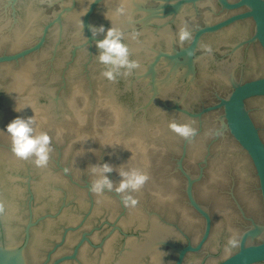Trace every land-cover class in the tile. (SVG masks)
<instances>
[{
  "label": "clouds",
  "instance_id": "9594fccd",
  "mask_svg": "<svg viewBox=\"0 0 264 264\" xmlns=\"http://www.w3.org/2000/svg\"><path fill=\"white\" fill-rule=\"evenodd\" d=\"M95 37V26H90ZM99 32H104V27L101 25L98 29ZM190 38V32L186 29H181L179 33V40L183 42ZM95 46L99 49L98 60L104 65L111 67L105 70L102 75L109 80L114 79V74L119 73L121 68L131 70L136 67L134 62L129 60L128 47L122 42V33L109 29L103 36V39L96 40ZM169 128L176 134L182 137H189L193 133V129L187 124H177L172 122ZM6 132L11 138V151L20 159H28L35 157L34 164L37 167L46 166L49 160L50 137L46 132L38 131L33 127V120L31 118L16 117L6 125ZM100 178L92 185V190L101 193L105 188L111 190L113 185L109 179L108 173L112 172V167L104 163L99 166ZM96 171V167H93ZM121 180L119 186L116 187L117 193H125L128 190L137 191L147 180V175L138 171H122L119 173ZM131 202L132 205L136 204V200L128 196L125 202ZM235 243L234 241L232 242Z\"/></svg>",
  "mask_w": 264,
  "mask_h": 264
}]
</instances>
